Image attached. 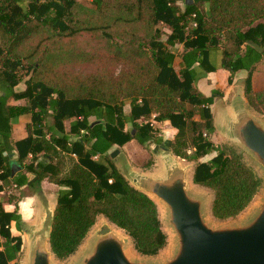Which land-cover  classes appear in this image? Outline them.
Returning a JSON list of instances; mask_svg holds the SVG:
<instances>
[{
	"label": "trees",
	"instance_id": "1",
	"mask_svg": "<svg viewBox=\"0 0 264 264\" xmlns=\"http://www.w3.org/2000/svg\"><path fill=\"white\" fill-rule=\"evenodd\" d=\"M21 1L0 0V179L13 170L3 145L13 124L30 115L29 136L15 146L19 163L43 152L50 162L28 169L61 187L49 241L56 258L72 255L100 215L123 229L140 254L156 255L166 246L157 205L128 183L108 153L133 140L162 142L153 116L178 130L167 141L172 152L198 161L194 182L214 192L215 218L235 217L252 202L261 179L242 155L209 138L215 132L211 106L224 92L216 88L207 96L195 82L222 68L231 84L246 71L248 103L264 114V78L258 88L252 83L264 60V0H184V10L178 0H30L25 8ZM160 24L171 28L166 42ZM84 33L101 43L99 49L81 45L85 40L77 38ZM21 82L26 87L16 91ZM11 97L27 105H9ZM50 115L56 132L47 137ZM12 221L19 226L21 216L0 205V264L22 253Z\"/></svg>",
	"mask_w": 264,
	"mask_h": 264
},
{
	"label": "water",
	"instance_id": "2",
	"mask_svg": "<svg viewBox=\"0 0 264 264\" xmlns=\"http://www.w3.org/2000/svg\"><path fill=\"white\" fill-rule=\"evenodd\" d=\"M256 48L261 51L259 46ZM232 90L230 100L228 97L216 113L217 123L214 116L213 125L229 148L242 155L245 162L250 161L248 165L261 179L258 193L239 215L225 220L215 218L214 192L194 182L197 163H184L168 144L154 148L157 167L146 170L136 168L125 153L114 149L110 156L119 172L157 205L167 235L166 246L156 255L140 254L123 229L100 215L98 218L105 219L101 227L95 228L96 221L78 249L60 260L49 243L57 198L54 207L46 205L33 224L25 225L23 263L60 264L58 261L72 258L71 264H264V114L249 105L246 83L245 89ZM211 195V209L207 210L206 198ZM253 202L248 214L239 218ZM168 246L169 253L159 257Z\"/></svg>",
	"mask_w": 264,
	"mask_h": 264
},
{
	"label": "crops",
	"instance_id": "3",
	"mask_svg": "<svg viewBox=\"0 0 264 264\" xmlns=\"http://www.w3.org/2000/svg\"><path fill=\"white\" fill-rule=\"evenodd\" d=\"M83 1L84 0H81V2ZM20 4L22 7L25 8L24 0H22ZM219 51L220 50L214 52L213 58L215 59L216 63H218L220 59ZM175 68L176 69L181 68L180 62L176 64ZM240 72H246V71H239L236 73V75H238ZM229 74H230L229 71L222 68H218L215 72H209L207 76L202 80H198L197 82H195V87L207 96L211 95L212 91L216 88L218 89L221 88L222 91L224 92V96L221 99H216L215 103L211 106V110L213 113V122H214L213 109L216 106L219 107L227 103V98L229 97L230 91L226 90L227 84H225V80L228 81ZM205 85L209 86L208 92L200 87V86L205 87ZM19 86L20 84L15 87L16 91L24 90V88L22 87L18 88ZM8 103L9 105L25 106L27 105V100L15 99L14 97H11L8 100ZM127 107H129L128 110ZM130 110H131L130 103L126 102L124 106L125 113H129ZM150 121H153L155 124H161V128L164 126H169V128L175 129L170 125L169 122H165L164 124V122L157 121L154 118V116L150 119ZM46 123L52 126L51 132H47V137H49V135L52 134V132L53 133L56 132V129L53 127L54 119L51 115L47 117ZM28 124H31L30 115L21 116L19 120L13 124L11 138L7 142H5V145H3V147L7 151L6 154L9 155L10 163L13 167V170H12V174L7 175L5 179H0V205L2 209L7 213H17L18 215L21 216V221H22L21 224H19L18 226L15 221H12L10 230L12 232V235L21 236L22 253L26 241V235L24 233V229L26 227L25 225L33 224L34 221L37 219L38 215L43 214L45 208L47 207L46 205L52 207L56 205L57 198L59 196V190L61 188L60 186L49 180L48 177L41 179L36 172L28 169V166L29 167L36 166L37 168V164L40 161L46 163L50 162V159L45 158L43 152L38 154L36 159H34L33 154L30 153L23 162L19 163L18 161L19 152L15 144L17 141L23 140L29 136ZM65 126H66V130H69L70 128L69 121L65 122ZM83 133L84 132L82 131V134ZM78 137H79L78 135L75 136L73 135V139H76ZM124 148H126V146L121 148L118 147L117 145H114L108 151V153L110 154L114 149H120L121 152L125 153V151L123 150ZM61 153L62 155H65L64 152ZM127 156L129 158V155ZM130 162L132 163L131 160ZM18 181H25V183L19 185ZM15 263L16 262L14 261L11 264H15Z\"/></svg>",
	"mask_w": 264,
	"mask_h": 264
},
{
	"label": "rangeland",
	"instance_id": "4",
	"mask_svg": "<svg viewBox=\"0 0 264 264\" xmlns=\"http://www.w3.org/2000/svg\"><path fill=\"white\" fill-rule=\"evenodd\" d=\"M25 1V7L29 4L30 0H24ZM83 2L88 3L89 1L84 0ZM179 3V7H181V10H184V0H178ZM160 27L162 28V35H161V40L163 42L167 41V38L171 32V28L165 24H160ZM85 35H81V37L77 38L79 39V41L81 40H85L87 41L85 43L82 42L81 45L85 46L86 48H88L89 50L92 48H97L99 49V43L97 42V40L92 37L90 35V33H84ZM89 37H91V40H87ZM101 44V43H100ZM104 46V45H103ZM175 50L178 51V53H181L183 51V46L182 44H178L175 47ZM119 69V68H118ZM117 69V71H118ZM226 70V69H225ZM228 71V70H227ZM83 72H88L87 70H83ZM208 73H205L204 75L200 76V78L198 80H202L203 78H205L207 76ZM230 75V74H229ZM248 76V72H240L238 75H235L233 77V82L230 84L229 82V76H228V81L225 80V84H227L226 86V90L227 91H233L232 89L234 88H243L245 89V79ZM28 76H25V80L26 81ZM264 78V60L260 63H258L255 66V69L252 72V83L254 85V88H258ZM197 80V81H198ZM196 81V82H197ZM216 84V83H215ZM26 85H24V82L20 83V86L18 88H25ZM233 86V88H232ZM202 89H205L208 92L209 86L203 87L200 86ZM231 89V90H230ZM220 90H222L220 88ZM230 100V97H229ZM228 101V98H227ZM127 103H129V101H126ZM218 105V104H217ZM220 107V106H219ZM218 106H216L213 109L214 112V116H216V113L219 112L220 108ZM129 109V107H127V110ZM196 119H198V116H195ZM169 122V121H167ZM215 122H218V116H216ZM165 124V122H164ZM154 127L156 129V138L157 139H161L162 142H158L156 140L151 141L150 143H148L146 146H141L137 141H133V142H129L128 144H126V148H124L123 150L125 151L126 155H129V160L132 161V164L138 168V169H154L155 167V161L156 158L153 155L154 154V148L158 147L160 145H164L167 144V141H171V139L174 137L175 133L178 131L177 129H171L169 128V126H164L161 128V124H154ZM161 134V135H159ZM171 138V139H170ZM209 138L211 139V141L218 146H225L228 147L226 144V141H224L223 137L220 135V133H218L216 130L215 132L209 134ZM229 148V147H228ZM160 149V148H159ZM231 149V148H230ZM194 152L193 148L188 149L187 153L188 155L192 154ZM215 155V153L211 154V155H207L204 157H201L199 159V161H207L209 159H211L213 156ZM180 160L183 161L186 164H192L194 165V163H198V161L196 160H188V159H182L180 157ZM247 164H250V161H246ZM157 165V164H156ZM193 184L195 185V183L193 182ZM197 186V185H195ZM262 194H260L261 196ZM259 198V197H258ZM256 198V199H258ZM207 202H206V209L209 210L211 209V204H212V200H213V196L211 195L210 198H206ZM256 199L254 200V202L256 201ZM252 203L251 206H249V208H247L240 216H244L246 214H248V212L250 211L251 207L253 208V206L255 205V203ZM105 222V219H103V217H99L96 223V229L101 227V225ZM171 247H167L166 249H164L160 254L159 257H163L164 255H166L167 253H169ZM134 254H136V252L133 251ZM24 256L21 254L20 258L18 259V261H16L15 264H24ZM72 262V258H70L67 261H58V263L60 264H71Z\"/></svg>",
	"mask_w": 264,
	"mask_h": 264
},
{
	"label": "built area",
	"instance_id": "5",
	"mask_svg": "<svg viewBox=\"0 0 264 264\" xmlns=\"http://www.w3.org/2000/svg\"><path fill=\"white\" fill-rule=\"evenodd\" d=\"M195 16H196L195 14L192 15V17H195ZM193 26H197V23L194 22V23H193ZM154 117H155V116H154ZM151 124L154 126L155 123H154L153 121H151ZM95 158H97V157H95ZM110 182H112V180H110Z\"/></svg>",
	"mask_w": 264,
	"mask_h": 264
}]
</instances>
